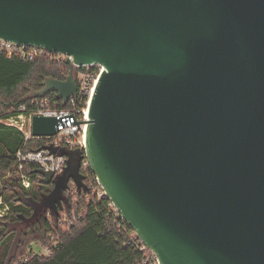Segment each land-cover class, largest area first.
<instances>
[{
  "label": "water",
  "instance_id": "95a60500",
  "mask_svg": "<svg viewBox=\"0 0 264 264\" xmlns=\"http://www.w3.org/2000/svg\"><path fill=\"white\" fill-rule=\"evenodd\" d=\"M0 38L103 67L88 120L32 115L33 136L86 123L44 205L56 210L85 156L159 264H264V0H0Z\"/></svg>",
  "mask_w": 264,
  "mask_h": 264
},
{
  "label": "trees",
  "instance_id": "16d2710c",
  "mask_svg": "<svg viewBox=\"0 0 264 264\" xmlns=\"http://www.w3.org/2000/svg\"><path fill=\"white\" fill-rule=\"evenodd\" d=\"M52 55L42 50L25 60L0 53V119L14 115L20 105L35 98L30 94L43 86L45 77L65 78L69 64ZM44 97L55 101L59 109L72 106L56 100L54 92ZM44 142V138L25 141L18 129L0 122V199L1 207H7L0 216V264H149L135 232L107 198L97 196L99 185L90 168L80 170L84 186L63 192L56 210L44 205L53 184L39 182V175L33 173L35 165L24 167L31 175L29 188L17 181V151H36ZM37 243L48 245L50 254L25 257Z\"/></svg>",
  "mask_w": 264,
  "mask_h": 264
},
{
  "label": "built area",
  "instance_id": "2783aa9c",
  "mask_svg": "<svg viewBox=\"0 0 264 264\" xmlns=\"http://www.w3.org/2000/svg\"><path fill=\"white\" fill-rule=\"evenodd\" d=\"M42 50L44 49L37 46L17 45L13 42L0 38V53L6 55L7 57H17L20 59L31 60L35 58L38 54H40ZM52 54V58L66 61L65 55L55 53ZM102 70L103 67L98 63H91L87 65L74 64L73 73L76 84V93L75 95L70 96L68 101L72 106L68 109L57 108L56 102H51V100L47 97H35L30 99L27 104L20 105L14 115L9 116L5 119H0L1 123L8 126H13L18 129L23 134L25 141L30 140L32 138L45 139L44 146L36 151L25 152L20 149L16 153V158L18 161L16 178L17 181L20 182V184L24 188H29L31 183V175L24 172V167L26 164H33L36 166L37 169L52 172L53 176H58L62 174L66 166L67 157L64 155H59L58 152H51L49 149L50 147H55L59 149L62 148L65 150L80 149L82 151L85 147L86 123H78V128H76V124H68L59 127L57 132L51 136H33L31 133L32 115L59 117L72 113L75 121L88 120V107L90 99L92 96L94 85ZM87 168H90V166L86 157L84 156L81 160L80 170ZM75 187L76 184L73 182L72 185L66 187L63 192L71 193L75 190ZM97 196L100 198H107L104 190L101 188L100 185L99 189L97 190ZM109 205L112 206L117 212L111 201ZM6 210L7 207L5 211ZM62 220L67 226H70V221H68L66 218ZM55 244L56 242L52 243V245ZM35 245H38L39 249L30 248L29 252L26 254L25 257H29V254H35L39 256H46L50 254V247L48 245H43L39 243ZM140 245V249L145 250L146 261L149 264H159L156 255L152 251L147 249L142 243Z\"/></svg>",
  "mask_w": 264,
  "mask_h": 264
},
{
  "label": "rangeland",
  "instance_id": "374dc122",
  "mask_svg": "<svg viewBox=\"0 0 264 264\" xmlns=\"http://www.w3.org/2000/svg\"><path fill=\"white\" fill-rule=\"evenodd\" d=\"M1 202H2V201H1V199H0V215L2 216L3 213L5 212L6 205H3V207H1V206H2V205H1ZM32 248H33V249H39L38 245H35V244H33Z\"/></svg>",
  "mask_w": 264,
  "mask_h": 264
},
{
  "label": "flooded vegetation",
  "instance_id": "af4514ba",
  "mask_svg": "<svg viewBox=\"0 0 264 264\" xmlns=\"http://www.w3.org/2000/svg\"><path fill=\"white\" fill-rule=\"evenodd\" d=\"M4 214V213H3ZM3 216V215H2Z\"/></svg>",
  "mask_w": 264,
  "mask_h": 264
}]
</instances>
